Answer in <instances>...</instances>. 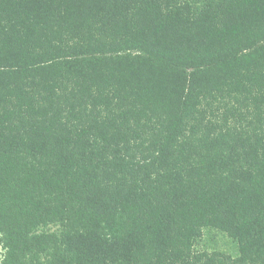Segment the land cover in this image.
Listing matches in <instances>:
<instances>
[{
	"label": "trees",
	"instance_id": "obj_1",
	"mask_svg": "<svg viewBox=\"0 0 264 264\" xmlns=\"http://www.w3.org/2000/svg\"><path fill=\"white\" fill-rule=\"evenodd\" d=\"M0 264H264V0H0Z\"/></svg>",
	"mask_w": 264,
	"mask_h": 264
}]
</instances>
